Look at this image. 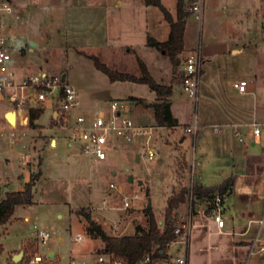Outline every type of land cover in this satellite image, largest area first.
<instances>
[{"label":"rangeland","instance_id":"rangeland-1","mask_svg":"<svg viewBox=\"0 0 264 264\" xmlns=\"http://www.w3.org/2000/svg\"><path fill=\"white\" fill-rule=\"evenodd\" d=\"M74 1L77 3L72 6ZM84 1L91 3L105 1L106 6L90 7L83 3ZM118 1L120 4H117ZM138 1L14 0L12 11L5 12L2 17L5 31L12 35L8 41L12 53L9 66L16 78L24 73H36L35 64L42 65L45 71L65 73V81L78 89L80 106L91 105L93 108L108 109L110 99L123 100L129 106V112L134 118L155 125V143L170 145V156L175 164L176 160L180 162L181 159L182 163L184 161L186 167L181 170L184 173L182 181L188 184L186 174L189 171L192 150L196 152L197 159L200 148L207 151L210 160L212 156L215 157L214 153L210 152L212 141L209 136H212V126L215 124L212 122L217 120L215 115L219 111H227L231 105L243 99L246 100V110L250 113L253 110L257 112V119L264 117V0H205L200 22L188 16L186 40L194 47L189 51L181 52V55L191 52L196 45L204 47L218 41L231 44L229 35L235 31L232 25L235 19L241 32L238 46H241V43H245V46L244 50L238 53L227 51L225 57L218 61L210 56L204 57L196 101L184 93L175 91L173 102L179 123L173 131L176 134L183 133L186 123H192L194 120L198 125L202 124V121L206 123L204 124V138H206L196 139L197 136L187 133L184 139L186 148L181 147L178 136L170 135V128L155 124L151 106L152 102L159 99L155 91L145 83L110 81L107 74L97 68L94 60L88 55L96 54L108 65L136 75L141 74L138 61L141 59L150 74L161 83H167L176 75L169 58L158 49L146 45L149 32L145 29L143 14L136 10L138 6L135 2ZM162 1L173 13L176 11V0ZM149 8L154 14L149 15L148 27L158 39H164L165 36L159 32L156 34L151 28L154 20L156 29H159L157 19L162 18V11L156 5H151ZM163 24H160L161 30ZM28 38L37 40L38 44H30ZM180 68L181 66L179 70ZM240 78L254 83L256 87L254 94H236L232 82ZM179 83L180 81L175 84L179 85ZM130 95L135 98H130ZM1 116L3 115L0 108V118ZM51 116L52 108L45 106L37 121L43 125L44 130L57 133L62 131L54 125ZM0 127L5 130L0 134V184L5 179L8 188L16 189L23 183L16 178L20 170L17 164L19 150H30L28 168L36 171L39 167L40 149L36 140L38 136H32L30 139L34 131L30 128L23 129L11 125L8 127L0 125ZM11 131H14L15 138L9 148L8 138L11 136ZM159 149V158L165 159L168 156L166 147ZM43 154L44 176L39 181L36 194L38 202L24 208L21 206L14 208L12 215L19 218L13 217L12 224L0 232L2 245L0 264H8L9 252L19 248L21 244H27L28 241H35L28 252L37 250L44 256V260L49 259L48 249L56 252V258L50 264H69L71 246L90 247V239L81 223L75 215L68 214L67 207L63 203L65 200L73 206H85L91 203L93 207H86L92 216L95 210V216L102 219L106 226L117 220L120 212L124 221L131 220L134 224L147 225L146 196L140 200L139 208L136 210H122L117 207L121 202L122 191L138 190L145 195L146 185L149 182L141 180V183H138V181L147 174L146 167L151 165L155 156H148L144 152L140 140L133 138L127 141L120 138L116 141V146L109 150L106 158L99 160L88 155H86L88 158L78 155L82 160L80 164H77L76 159L64 150L45 151ZM137 154L141 156L139 161L136 160ZM168 162L164 170L167 176L171 173ZM175 175L178 173L175 172ZM129 176L132 178L131 181L128 179ZM111 182L115 184L114 187L109 185ZM118 187L122 188V191ZM255 188L264 190V180H260ZM148 195L151 198L150 208L156 218L162 220L166 196L157 197L162 194L157 193L154 184L150 185ZM103 200H105L104 204ZM185 206L186 201L179 211L183 212ZM25 213L29 214V219L22 218ZM57 213H62V216H57ZM131 216L135 217L130 218ZM131 221L126 226L129 233L133 232ZM256 226L254 224L250 232L253 233L252 239L257 232L262 235L263 226L255 232ZM39 228L50 232V238L46 242L37 241L36 231ZM78 234H81L83 239L71 241L70 237ZM231 236L224 233L206 236L203 227L192 225L187 252L189 264H264V251L249 253V246H235ZM182 245V243H174L168 251L173 255H179L182 253ZM91 247L95 255L75 254L73 255L75 260L90 263L97 254L108 257L107 253L98 251L99 246L96 244ZM155 264L162 263L159 260Z\"/></svg>","mask_w":264,"mask_h":264},{"label":"crops","instance_id":"crops-1","mask_svg":"<svg viewBox=\"0 0 264 264\" xmlns=\"http://www.w3.org/2000/svg\"><path fill=\"white\" fill-rule=\"evenodd\" d=\"M74 2L72 3V6L77 3L76 1ZM88 2L84 1L83 3L87 4L90 7L91 6L97 7L98 5L101 7L106 6L105 1L97 2V3H91V2L88 3ZM161 2L163 3L164 6H166L169 9L171 14L175 16L176 11L173 13L171 11V8L168 5H165L162 0ZM135 3L138 6L136 9L137 12H141L143 14V17H144L143 23H144L146 31L149 32L148 35H151L157 40H165L169 32V23L164 19L163 14H162V18L157 19V22H159L158 23L159 29H156L155 27L156 22L152 20V27H151L152 30H154L156 34L157 32H159L163 36H165L164 39H158L154 33H151L149 29L150 27H148L149 15L154 14V11L149 7H151V5L153 4H146L145 0H139L138 2H135ZM117 4H120V2L118 1ZM162 23L164 24H163V29L161 30L160 24ZM232 25H234L235 31L233 34L229 35L230 37L229 41L231 42V44H227L224 41H218V42L209 43L205 45L204 47H201L202 62L204 60V57L206 56L207 57L210 56L211 58L218 61L219 59L225 57L227 51L232 52V53H238L244 50L245 43H241V46H238V41L241 38V34H240L241 32H240V28L238 27L237 19H235L232 22ZM30 40L31 39L28 38L29 43H30ZM35 44H38L37 40H35ZM122 45H125V44H122ZM125 46L127 47V45ZM193 47L194 46L186 40V32H185L183 51H189ZM34 66L37 68V71L39 70L44 71L42 65L35 64ZM202 73H203V68L201 69V74ZM12 74H14L13 71H12ZM26 75H29V74L24 73L23 75H20L17 78L15 75H12V76L13 78L15 77L14 80L19 81ZM117 81H120V80H116V82ZM125 81H128V80H124L121 82H125ZM176 87L178 88V90L176 89ZM248 88L251 90V92L241 93L236 90L237 91L236 94L238 95H244L247 93L254 94V90L256 88L254 83L249 82ZM175 91H179L180 93H182L180 91V83L179 85L178 84L173 85V93L168 97V99L170 100V109H171L172 115L176 117L177 122L179 123V117L177 115L178 113H177V110H175L174 108L175 102H173V96H174ZM245 102L246 100L241 99L238 103L231 105L227 111H219V113L215 115L217 120L212 123L218 124L224 128L219 131H216L214 130L212 126V130H213L211 132L212 136H209V138L212 141L210 145L212 151L210 152L214 153L215 157L212 156V159L210 160L207 155V151L202 150V148H200L201 151L197 153L199 155L198 157L199 159L196 158L197 163L195 165V169L193 172L194 185L196 186L218 185L221 182H223L226 178L228 177L232 178L231 185L224 192H222L223 198L221 202V211H222V216L224 218V225L222 227V230L221 231L218 230V227L216 226L215 221L209 215L210 197L194 198V212L192 214V219H191V226L195 225L197 227H203L204 233L206 236L213 234V233L231 234L232 235L231 240L234 243V245L240 246V247L250 246L251 239L253 237L252 236L253 233L250 234V232L254 224L257 225L255 232L259 230L260 228H262L263 226L262 233L264 234V221L261 225L256 221V219L262 216L264 213V190L255 188V185L258 184L260 180H264V174L262 172L263 171L264 133H262L260 138H254L252 135V130H251V122L253 120L264 121V117L257 119V114H256L257 112L253 110V112L250 113L249 110H246ZM46 106L51 107L48 104ZM0 108L2 111V115H3L0 118V125H4L7 127L11 125V126H16V127H21L23 129L30 128L34 130L33 133L30 135V139L32 138V136H36V137L38 136L36 140H37V144L39 145L38 147L40 149L39 156L42 158V163L40 165L42 173L40 174V177L35 181V184L33 185L32 202L27 203V204H18L15 207V209L20 206L24 208L27 205L28 206L33 205L36 202H38V200L36 199V194L38 192L39 181L44 176L43 166H44L45 160H44L43 153L45 151H55L56 149L64 150L66 153H68L69 155H71L73 158L76 159L77 164L82 163V160H80L78 155H84L85 157L87 156L83 154L76 145H69L67 143L65 133L63 131H59L57 133L56 131H52V130H44L42 128L43 125L37 121L38 117H36L33 120L34 125H31L30 118H29V110L24 109V108H18L15 111V122L14 124H12L4 116L7 110H3L2 104H0ZM91 109H93L91 105H87V106L81 105L79 108H77L76 111L88 112ZM54 114L55 113L52 108V116H54ZM24 120H25V123H21V122H24ZM135 120L138 121L136 118ZM188 124L189 123H186L185 126H187ZM204 124L206 123L202 121V124L200 123L199 125L201 130L191 135L197 136L196 139L197 138L205 139L206 137L204 138L205 136ZM177 125L168 127L170 128V131H171L169 133L171 136H178L179 144L182 145L181 147L186 148L184 144V139L188 132H186L184 128L183 133L176 134L173 130L177 127ZM164 127H167V126H164ZM0 134L2 133L0 132ZM11 135H14V131H11ZM136 140H139V139L136 138ZM8 141H9V138H8ZM154 142H156L155 138H154ZM8 143H9V148H10L13 142L11 143L9 141ZM58 144H60L59 147H58ZM156 144L161 148L166 147L168 156L165 159L164 158L161 159V157L159 158L158 156L159 147H158L157 153H156L157 155H153L155 156V159L153 160L150 166L148 165L146 167L147 174L144 176V178H140L138 183H141V180L148 181L149 183L146 185V189H148V194L150 190V185L154 184L156 186L157 193L162 194V195H157V197L164 196V195L167 197L174 190L178 189L177 187L178 184L184 183L182 181V176L184 175V173H182L180 178L178 175H175V172L177 173V168H178L177 163L179 162V160H176V164H175V161L172 160V157L170 156L171 154L170 145H167V143H158V142ZM192 153H194L195 156H197L195 151L192 150L191 154ZM137 156L139 158L138 159L136 158V160L138 161L141 160V156L139 154H137L136 157ZM167 161H169L168 162L169 169L171 170V173L168 176L164 172ZM17 164L20 167V170L17 173L16 178L18 180H21L23 183H21L19 187H17L16 189H11V188H8L7 181L4 179L3 183L0 184V186H2V193H1L0 198L4 196L5 191L7 190L23 189L25 183L29 181L31 177V173L34 169H30L28 167H24L20 165L18 163V160H17ZM185 167L186 165L184 166V169ZM185 185L187 186V184ZM120 189L122 191V188ZM63 203L65 207H67L68 214L75 215V217L81 223L82 228L84 230L85 220L83 216L78 215L74 211L75 209L81 206H73L67 200L63 201ZM85 206L93 207L91 203ZM183 214H184V211L182 212V210H180L179 218H182ZM57 216H62V213H57ZM13 217L19 218V216H16L14 214L11 215L10 219L0 227V232H3L4 228H7L9 225L12 224ZM93 217L98 222H100L103 228L106 230V232L111 235L133 234L135 232V226L137 225V224H134L131 220L129 221L122 220L121 212L118 214L117 220H115L113 223H111L108 226L104 224V221L102 219L95 216V210H94ZM134 217L135 216H131L130 218H134ZM22 218L29 219L30 216L28 213H25ZM193 218H195V222H193ZM130 221L133 223V232L129 233L126 230V226L128 222ZM139 225L143 227H147V225L145 224H139ZM199 232H201V230H199ZM86 235L90 239V243H89L90 247H84L82 245L71 246L70 257H73V255L75 254L78 256H84L88 254L95 255L96 253H94L95 251L93 250L91 246L93 245L95 246V244L96 246H99L98 248H101L103 246V242L99 238H92L87 233ZM76 236H80L78 240L83 239V236L81 234H78ZM71 238L72 237H70V239ZM71 241L73 240L71 239ZM189 241H190V232H189V237H188V242ZM33 243L35 244V241H28L27 244L25 245L21 244L19 248L13 249L11 252H9L8 259H7L8 264L24 263L25 259L30 254L28 250L31 248V246L33 247L34 245ZM1 246L2 245L0 244V247ZM47 256L49 259L44 260L42 264H50V262H53V260L56 258V252L52 249H48ZM187 264H189L188 255H187Z\"/></svg>","mask_w":264,"mask_h":264},{"label":"built area","instance_id":"built-area-1","mask_svg":"<svg viewBox=\"0 0 264 264\" xmlns=\"http://www.w3.org/2000/svg\"><path fill=\"white\" fill-rule=\"evenodd\" d=\"M205 0H187V10L189 15L198 22L201 21L204 11ZM14 0H0V104L3 110H14L24 108L29 110L31 107H45L50 105L55 115L53 116L54 125L65 133L67 143L76 145L79 150L88 156L96 159H104L109 150L116 146L118 139L127 141L138 138L141 146L148 156L155 155L158 145L154 142L155 125L141 123L129 112V106L123 100L110 99L108 109L103 107L93 108L88 112L76 111L80 107L77 97L78 89L62 79V74L52 73L49 71L39 70L34 74L24 76L21 80L16 81L13 78L9 61L12 57L9 39L11 34H7L4 29L2 17L5 12H11ZM182 79L180 81V91L193 100H197L199 79L202 69L201 47L196 45L194 50L182 55L181 63ZM248 81L244 78L234 80L233 87L241 93L251 92L248 88ZM214 130L224 129L222 126L215 124ZM186 132L195 134L201 130L197 121L194 120L185 126ZM251 130L254 138H260L264 133V121L253 120ZM0 132L4 130L0 127ZM14 135L9 137V141L14 142ZM24 148V144L22 145ZM31 152L29 149L18 151V163L28 167ZM197 159L194 153L191 154L189 161V171L186 174L187 197L184 214L174 228L175 237L164 244L165 254L154 259L152 264L161 261L162 264H187L188 237L191 228V219L194 212V197L192 187L194 186L193 172ZM263 174H264V149H263ZM114 187V183H110ZM2 186H0V196ZM145 198L138 190L131 192H122L120 204L117 206L122 210L139 208V202ZM223 193L215 191L209 200V215L215 221L218 230L221 231L224 225V218L221 211V202ZM105 200H103L104 204ZM261 225L264 221V213L256 219ZM50 232L44 228L36 231L37 241L46 242L50 238ZM80 236H74L71 239L77 241ZM174 243H182V253L173 255L168 248ZM264 251V234L259 232L251 240L249 253ZM105 258L102 254H97L95 259L90 263L77 261L70 257L69 264H124L122 257L107 253ZM150 257L146 256L142 264H149ZM44 256L37 250H34L25 259V264H42Z\"/></svg>","mask_w":264,"mask_h":264},{"label":"trees","instance_id":"trees-1","mask_svg":"<svg viewBox=\"0 0 264 264\" xmlns=\"http://www.w3.org/2000/svg\"><path fill=\"white\" fill-rule=\"evenodd\" d=\"M146 4H153L162 11L164 19L169 23V32L165 40H157L151 35L147 36L146 45L158 49L162 54L166 55L176 75H174L167 83H161L148 71L143 60L138 59L141 68V74L112 67L102 61L96 54H88L93 60L97 68L105 72L110 81H133L145 83L149 88L156 92L159 99L151 103L153 107V116L155 124L160 126L172 127L178 124L176 117L172 115L170 109V100L168 97L173 93V85L182 79V72L179 66L182 63L181 52L184 50V33L186 29L189 11L187 10V0H176V14L173 16L169 9L163 5L161 0H145ZM130 98H135L130 95ZM137 99L141 100L140 97ZM42 107H31L29 109L30 124L34 125L33 120L42 112ZM42 158H39L38 169L33 170L28 182L25 183L23 189L7 190L3 197L0 198V227L5 224L11 217L14 208L18 204H27L32 202L33 185L42 173ZM184 161L180 159L177 173L180 177L184 169ZM232 182V178L228 177L218 185L213 186H196L192 187L193 197H212L215 191L224 192ZM188 188L184 183H180L177 190H174L166 197L163 219L156 218L151 208L145 207L147 214V227L135 226L133 234L111 235L106 232L100 222H98L88 210L86 206L75 209V213L82 215L85 232L92 238H99L103 242V246L98 251L104 253H112L115 256L122 257L124 264H142L145 257L149 256V264L154 259L162 257L165 242L175 237L174 228L180 221L179 207L186 201Z\"/></svg>","mask_w":264,"mask_h":264},{"label":"water","instance_id":"water-1","mask_svg":"<svg viewBox=\"0 0 264 264\" xmlns=\"http://www.w3.org/2000/svg\"><path fill=\"white\" fill-rule=\"evenodd\" d=\"M31 43H35V41L30 40V44ZM61 78L62 79L65 78V74L64 73H62ZM4 116L10 123L14 124V122H15V111L14 110L6 111ZM21 123H25V120H24V122H21ZM136 158L138 159L139 157L137 156ZM129 180H131V176H129ZM6 190H7V188H6ZM145 196L147 197L146 208H150L151 207V198L148 195V189L145 190Z\"/></svg>","mask_w":264,"mask_h":264}]
</instances>
